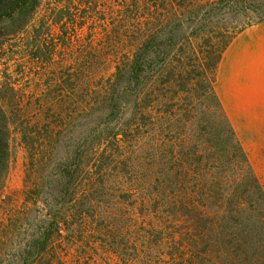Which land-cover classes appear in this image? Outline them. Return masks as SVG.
<instances>
[{
    "label": "trees",
    "instance_id": "trees-1",
    "mask_svg": "<svg viewBox=\"0 0 264 264\" xmlns=\"http://www.w3.org/2000/svg\"><path fill=\"white\" fill-rule=\"evenodd\" d=\"M263 22L264 0H0V202L19 142L41 210L16 264H264V186L217 93Z\"/></svg>",
    "mask_w": 264,
    "mask_h": 264
},
{
    "label": "crops",
    "instance_id": "crops-1",
    "mask_svg": "<svg viewBox=\"0 0 264 264\" xmlns=\"http://www.w3.org/2000/svg\"><path fill=\"white\" fill-rule=\"evenodd\" d=\"M217 93L233 127V120H240L260 144L257 141L264 136V22L239 33L224 52L217 70Z\"/></svg>",
    "mask_w": 264,
    "mask_h": 264
},
{
    "label": "rangeland",
    "instance_id": "rangeland-1",
    "mask_svg": "<svg viewBox=\"0 0 264 264\" xmlns=\"http://www.w3.org/2000/svg\"><path fill=\"white\" fill-rule=\"evenodd\" d=\"M89 30H86L83 37L87 39ZM106 74H109L106 72ZM28 80V87L34 91V97L39 95L37 91L41 84L36 81V73L31 75ZM26 84L25 82H23ZM234 125L236 132L240 136L250 160L259 174L262 181L264 171V136H260L258 144L254 137L246 132V127L240 120L235 119ZM256 140V139H255ZM261 146V147H260ZM28 156L26 150L20 146L19 142L15 143L13 148V158L11 172L8 180V187L4 193L3 200L0 202V264H16V252L19 246L26 243L29 236L36 230L41 210L32 208L33 205L25 201L24 197V180L28 170ZM263 184V183H262ZM62 255L70 262H75L73 250L69 253L67 250H59ZM83 264L87 261L83 260Z\"/></svg>",
    "mask_w": 264,
    "mask_h": 264
}]
</instances>
